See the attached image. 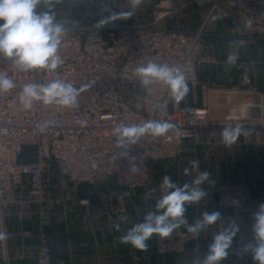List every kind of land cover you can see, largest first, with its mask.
<instances>
[{"label": "built area", "instance_id": "1", "mask_svg": "<svg viewBox=\"0 0 264 264\" xmlns=\"http://www.w3.org/2000/svg\"><path fill=\"white\" fill-rule=\"evenodd\" d=\"M195 1L208 7L197 31L156 28L152 23L123 24L106 30L66 26L68 32L61 48L65 62L53 73L20 72L10 60L0 57V72L17 85L0 96V231L8 234V239L0 241L2 264H14L30 256L25 249L17 252L10 246L11 233L4 221L13 206L20 208L23 218L27 215L26 205H37L41 241L33 253L34 264H53L45 232L55 211H73L93 198L107 216L111 230L121 231L123 222L119 217L128 216V199L136 189L145 188L151 193L164 175L176 179L182 168L190 167L189 162L195 160L198 169L192 170L193 179L202 171L197 149L225 147L220 136L225 127L240 126L245 130L232 146L264 144V92L248 91L239 98V93L232 91L240 100L239 115L219 122L212 118L207 103L174 105L166 86L153 84L145 88L133 74L135 67L151 60L179 66L189 82L196 80L197 66L209 59L204 38L209 23L218 29L219 23L225 21L226 33L240 47L264 35V0ZM187 6L185 0H165L154 23L160 17L175 20ZM248 21L250 27H246ZM52 79L83 88L78 108L37 102L31 110H23L19 93L24 84H46ZM242 79L250 81L247 72ZM146 120H167L175 128L163 137L145 136L134 145L117 146L113 135L117 125L142 124ZM51 170L67 186L65 195L57 196L50 188ZM80 185L92 187L94 195L79 198ZM214 192L216 212L221 214V220L214 225L215 234L234 222L238 231L229 254L252 256L244 248L254 243L253 214L264 204V195L255 193L246 180L221 183ZM184 219V225L170 237H153L156 252L181 253L190 243L196 253L205 252L200 234L187 231L192 224L190 217L185 215Z\"/></svg>", "mask_w": 264, "mask_h": 264}, {"label": "crops", "instance_id": "2", "mask_svg": "<svg viewBox=\"0 0 264 264\" xmlns=\"http://www.w3.org/2000/svg\"><path fill=\"white\" fill-rule=\"evenodd\" d=\"M185 1L188 6L177 15L175 20L166 22L171 28L197 31L203 25L208 11L207 4H200L195 0ZM204 38L209 59L197 66V78L193 82L188 81L190 91L181 103H207L215 121L228 122L239 115L240 100L237 97L240 98L248 91L264 92V35H257L255 42L240 47L235 39L226 33L224 21L219 23L218 29L209 23L205 27ZM233 52L238 54V58L234 65H229L227 57ZM244 72L248 73L249 82L243 81ZM232 91L239 93L237 97ZM197 155L202 159V171H208L211 176L209 182L203 185L208 193L207 197L198 204L187 206L185 215L190 217L192 223L199 219L203 212L216 211L214 189L221 183L246 180L255 193L264 195L263 143L251 146L199 147ZM175 167L174 163L172 168ZM186 167L188 165L182 170L184 171ZM58 179V185H64L60 176ZM172 179L180 185L192 180L190 175L185 174ZM161 182L162 178L155 183L154 191L151 193L145 188L136 189L135 194L128 199L129 219L122 223L121 231L111 230L107 225V216L101 212L98 205L91 203L81 205L69 214L55 211L45 232L50 244L53 264H196L197 261L202 260L215 235L214 225L200 233L205 245V252L201 254L194 251L192 243L188 244L186 250L181 253L166 254L156 252L153 238L148 241L147 251L119 243V237L133 223L142 220L148 211L153 210L160 195ZM26 208L27 215L23 218L18 206L11 207L5 216V228L11 233V248L17 252L25 249L30 254L29 258L17 259L14 264H34L33 253L41 241L38 207L32 203L26 205ZM0 264H2L1 257ZM221 264H257V262L252 256L229 254Z\"/></svg>", "mask_w": 264, "mask_h": 264}, {"label": "clouds", "instance_id": "3", "mask_svg": "<svg viewBox=\"0 0 264 264\" xmlns=\"http://www.w3.org/2000/svg\"><path fill=\"white\" fill-rule=\"evenodd\" d=\"M143 2L144 0H131L130 11L114 14L109 19L130 17ZM42 3L47 6L49 0H0V57L10 60L20 72L45 70L53 73L65 62L61 48L68 32L66 22L57 21L51 11H38V6ZM108 22L106 19L100 24ZM250 26L251 21H248L246 27ZM237 58V53H230L227 63L234 65ZM133 74L145 88L153 84L166 86L174 105H179L190 91L186 75L179 66L150 60L135 67ZM16 87L13 79L0 72V96L8 94ZM82 91L83 88L74 87L72 83L61 79H52L46 84L25 83L19 93V103L25 111L31 110L37 102L44 106L75 109L79 106L78 98ZM174 128L167 120H146L142 124L121 123L113 129V135L118 147H126L136 144L145 136L163 137ZM242 134H245V130L240 126H227L220 133L221 143L225 147H231ZM189 163L190 167L184 169L185 175H191L192 170L198 169L197 161L192 160ZM132 171H136L134 166ZM210 176L208 171H200L190 182L180 185L169 175H164L159 185L160 195L153 210L148 211L142 220L133 223L119 237V243L147 251L148 241L154 236L159 240L170 237L174 230L184 225L187 206L198 204L207 197L208 193L203 185L209 182ZM119 219L127 222L129 218L124 215ZM253 219L254 243L246 245L244 251L250 252L257 264H264V204L253 214ZM219 220V212L205 211L199 219L187 226V231L198 236ZM237 231L238 227L233 222L228 228L215 234L206 255L196 264H221L229 255ZM6 239L8 234L0 231V241Z\"/></svg>", "mask_w": 264, "mask_h": 264}, {"label": "rangeland", "instance_id": "4", "mask_svg": "<svg viewBox=\"0 0 264 264\" xmlns=\"http://www.w3.org/2000/svg\"><path fill=\"white\" fill-rule=\"evenodd\" d=\"M164 2L165 0H144L130 17L116 20H110L109 18L114 14L130 11L131 0H49V5L46 6L42 3L38 6L37 10L40 12L51 11L55 14L57 21L66 22V26L72 27L90 26L99 30H106L123 24L136 23L144 25L152 23V27L170 29L171 27L166 22L170 20L168 17H160L158 22L154 23L156 16L158 17L161 14V5H163ZM106 19H108L109 22L101 25L100 22ZM262 160L264 163V157ZM183 174L184 171L182 170L181 175L183 176ZM58 175L56 171H50V177L52 178L50 188L57 196L65 195L68 188L65 185H58ZM94 192L92 187L80 185L77 190V196L79 198L93 196ZM90 203L98 205L97 200L93 198H91ZM70 212L72 211H68L67 214Z\"/></svg>", "mask_w": 264, "mask_h": 264}]
</instances>
